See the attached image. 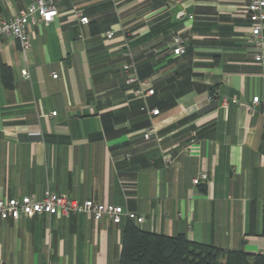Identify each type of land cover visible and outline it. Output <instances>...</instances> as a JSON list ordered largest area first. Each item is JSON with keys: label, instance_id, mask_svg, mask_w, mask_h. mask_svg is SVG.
<instances>
[{"label": "crops", "instance_id": "obj_1", "mask_svg": "<svg viewBox=\"0 0 264 264\" xmlns=\"http://www.w3.org/2000/svg\"><path fill=\"white\" fill-rule=\"evenodd\" d=\"M33 1L0 0V19ZM249 2L53 0L57 16L28 29L25 55L1 36L13 87L0 78V198L49 190L121 206L146 232L263 253L264 66ZM129 61L153 90L145 99L126 85ZM203 172L208 181L193 185ZM126 222L0 219V264H118Z\"/></svg>", "mask_w": 264, "mask_h": 264}, {"label": "built area", "instance_id": "obj_2", "mask_svg": "<svg viewBox=\"0 0 264 264\" xmlns=\"http://www.w3.org/2000/svg\"><path fill=\"white\" fill-rule=\"evenodd\" d=\"M245 13L250 22V42L255 50L254 61L264 66V0H250L245 8ZM79 22L87 24L88 19L80 13H76ZM57 16V11L53 5V0L43 1L34 0L16 16L10 19H0V37L3 35L12 36L18 43L20 52L25 55L29 49L28 29L39 25H48ZM114 32H107L106 38L110 39ZM172 54L179 56L185 53V45L181 43L179 37L173 40ZM125 74L126 85L130 87L133 96L139 99H145L153 94L147 80L139 79L136 68L132 61L122 66ZM21 75L28 78L27 70H22ZM56 74H52V78H56ZM258 97L252 98V102L256 103ZM144 110V108H142ZM151 116L158 115V110H149ZM50 116H56V112L50 113ZM153 133V128H147L144 139L148 140ZM208 174L203 172L192 180L193 185L200 182H207ZM57 216L70 217L73 215H83L87 218L98 222L102 219H108L113 224H119L123 217L135 223H141L142 217H138L135 213L125 210L121 206L97 203L91 200L79 202L66 195L52 193L45 190L41 198L37 199L33 196H22L20 198H0V219L16 221L20 218H30L32 216Z\"/></svg>", "mask_w": 264, "mask_h": 264}, {"label": "trees", "instance_id": "obj_3", "mask_svg": "<svg viewBox=\"0 0 264 264\" xmlns=\"http://www.w3.org/2000/svg\"><path fill=\"white\" fill-rule=\"evenodd\" d=\"M91 34L96 35L97 29L91 28ZM0 78L5 89H12L10 69L4 64L0 65ZM260 235L264 237V168ZM118 264H264V251L252 255L223 251L213 245L189 241L184 235L170 237L146 232L127 220L122 230Z\"/></svg>", "mask_w": 264, "mask_h": 264}]
</instances>
